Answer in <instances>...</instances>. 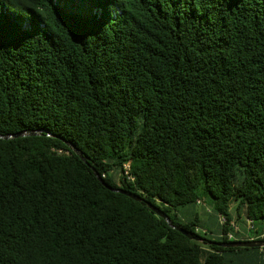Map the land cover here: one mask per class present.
<instances>
[{
    "label": "trees",
    "instance_id": "16d2710c",
    "mask_svg": "<svg viewBox=\"0 0 264 264\" xmlns=\"http://www.w3.org/2000/svg\"><path fill=\"white\" fill-rule=\"evenodd\" d=\"M263 233L264 0H0V264H264L214 243Z\"/></svg>",
    "mask_w": 264,
    "mask_h": 264
},
{
    "label": "water",
    "instance_id": "95a60500",
    "mask_svg": "<svg viewBox=\"0 0 264 264\" xmlns=\"http://www.w3.org/2000/svg\"><path fill=\"white\" fill-rule=\"evenodd\" d=\"M20 134H24V133H20ZM33 134V132H32ZM79 155L81 156V154L79 153ZM95 176L101 181L103 182V184H105L106 187H108L109 189H111L112 191H116V192H121L126 194L127 196L135 199V200H141V197L138 194L132 193L130 191H125L122 188H114L111 187L109 185H107L100 177V175L98 174L97 171H94ZM147 206L154 211L158 216L162 217L163 219L166 220V222L168 223L169 226L175 228L176 230L180 231L182 234L186 235L188 238L190 239H196L197 237L195 235H193L190 231L183 229L181 226L178 225H173L169 216L163 211L161 210L158 206H155L153 204H151L150 202H146ZM215 244L218 245H222V246H241V247H254V246H264V239H249V240H232L229 242H214Z\"/></svg>",
    "mask_w": 264,
    "mask_h": 264
},
{
    "label": "rangeland",
    "instance_id": "374dc122",
    "mask_svg": "<svg viewBox=\"0 0 264 264\" xmlns=\"http://www.w3.org/2000/svg\"><path fill=\"white\" fill-rule=\"evenodd\" d=\"M195 211L199 214V217L202 220H205L209 227H211L212 229L217 227V223L216 221H214L213 217L210 216V210L209 208L205 205V203H203L202 201L199 204H193L190 205L188 207H184V208H180L177 211V215L179 217V219H181V221H185L188 219H193V213H195ZM231 212L233 214V224H235L233 226L235 231H238V233L236 234L234 232V237H241L246 235V230H244L245 228L247 229V224L243 223L240 219L244 218V212L242 210H240L241 216H239V218L236 215V212L234 210V206H231ZM219 221L221 222V219H219ZM199 231H203V229H200Z\"/></svg>",
    "mask_w": 264,
    "mask_h": 264
},
{
    "label": "built area",
    "instance_id": "2783aa9c",
    "mask_svg": "<svg viewBox=\"0 0 264 264\" xmlns=\"http://www.w3.org/2000/svg\"><path fill=\"white\" fill-rule=\"evenodd\" d=\"M198 202H200V201H198ZM221 219L223 220V218H221ZM228 236H229V238H233V237H232V233H229ZM259 239H264V233L261 235V238H259ZM261 250H262V252H263V256H264V248L262 247Z\"/></svg>",
    "mask_w": 264,
    "mask_h": 264
}]
</instances>
